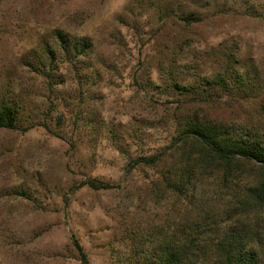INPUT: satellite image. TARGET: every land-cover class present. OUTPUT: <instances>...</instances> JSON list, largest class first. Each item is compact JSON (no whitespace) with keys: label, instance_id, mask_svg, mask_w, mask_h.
<instances>
[{"label":"rangeland","instance_id":"rangeland-1","mask_svg":"<svg viewBox=\"0 0 264 264\" xmlns=\"http://www.w3.org/2000/svg\"><path fill=\"white\" fill-rule=\"evenodd\" d=\"M4 107L0 264H150L198 222L264 257V167L186 130L264 139V0H0Z\"/></svg>","mask_w":264,"mask_h":264},{"label":"trees","instance_id":"trees-1","mask_svg":"<svg viewBox=\"0 0 264 264\" xmlns=\"http://www.w3.org/2000/svg\"><path fill=\"white\" fill-rule=\"evenodd\" d=\"M225 85L222 82L221 86ZM0 128H15L12 111L5 107L0 110ZM186 130L194 139L195 144L202 149L199 152L200 155H207V158H210L211 161L228 163L232 160L241 159L253 161L264 167L263 138L243 132L234 126L211 122L188 123L186 124ZM189 171L180 172L178 174L179 179L183 181L185 172L188 174ZM182 181H178L177 184ZM173 187L177 189L176 185H173ZM263 193L262 186H256L250 196L261 201ZM196 225L190 230L191 233H195L192 240L185 235L184 238L183 236L181 238L176 237L172 241L163 240L159 243L156 258L150 264H185L190 257H197L199 253L210 264H263L264 257L259 259L257 253L249 249L247 243H244L242 234L234 231H227L218 241L213 243L211 256L207 257L204 253L206 250L201 249L195 241L196 232L203 224L198 222ZM77 248L80 250L78 245ZM81 256L83 258L81 261L85 263V257L82 253Z\"/></svg>","mask_w":264,"mask_h":264}]
</instances>
